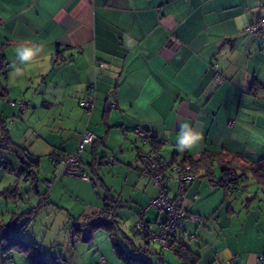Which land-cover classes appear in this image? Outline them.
Segmentation results:
<instances>
[{
	"label": "crops",
	"instance_id": "0c3cea01",
	"mask_svg": "<svg viewBox=\"0 0 264 264\" xmlns=\"http://www.w3.org/2000/svg\"><path fill=\"white\" fill-rule=\"evenodd\" d=\"M261 18L264 0H0V122L11 141L26 149L36 173L19 178L23 165L0 151V161L12 169L0 167V228L15 222L14 229L0 230V236H10L27 223L18 240L41 249L45 261L50 247L60 252L52 259L61 264L126 262L129 256L113 236L140 250L143 241L133 226L131 234L122 228L135 224L141 209L158 194L137 158L138 150L148 146L133 134L137 126L151 127L165 161L216 154L231 160L235 172L247 178L242 183L246 192L233 195L209 183L221 177L217 158L212 161L214 175L194 173L185 191L186 209L217 221L206 232L200 225H182L174 249L178 243L188 245L199 257L196 264H226L233 256L235 264H259L264 206L255 205L264 186L256 184L251 169L264 163V40L243 31ZM21 46L42 51L20 64L16 49ZM14 65L22 76L14 77ZM216 73L223 78L220 84ZM93 84L95 109L87 129L95 141L82 155L88 183L58 176L59 167L49 156L53 150H75L87 121L80 101ZM11 99L24 101V112L8 106ZM16 114L20 118L10 123ZM181 123L202 134L198 147L177 149ZM109 158L116 163L107 164ZM56 176L46 189L43 182ZM67 197L73 198L70 205L64 203ZM107 204L116 207L107 220L112 235L103 230L108 248L101 238L96 243L95 230L102 229H91L98 221L94 214ZM29 209H34L32 219L25 220ZM60 210L67 212L63 227L73 229L71 237L64 235L61 242L59 229L53 243L30 244L28 235L55 223ZM158 217L154 209L144 215L147 222ZM7 244L0 237V264H33L25 252ZM103 248L109 252L101 263ZM147 249L149 257L165 263L164 251L154 245Z\"/></svg>",
	"mask_w": 264,
	"mask_h": 264
},
{
	"label": "built area",
	"instance_id": "2783aa9c",
	"mask_svg": "<svg viewBox=\"0 0 264 264\" xmlns=\"http://www.w3.org/2000/svg\"><path fill=\"white\" fill-rule=\"evenodd\" d=\"M243 33L251 35H259L264 40V18L250 24L244 28ZM103 64H98V68L103 69ZM223 78L219 73L215 75V82L222 83ZM1 87V86H0ZM10 107H17L19 112H24L26 104L22 100H8ZM80 106L84 110L87 118L84 131L79 135L75 150L71 153L53 150L50 154V161L59 167V174L82 179L90 182L88 174L86 173L82 155L85 148L95 141V136L87 129L91 115L95 109V86L89 85L86 87L84 97L80 101ZM15 118H20L19 114ZM13 120L10 122L12 123ZM232 123V122H231ZM135 137L141 141L142 144L148 146V150H138L137 158L139 161L140 171L146 175L151 183L158 188L157 196L150 200L148 204L141 210L138 219L133 226V232L140 234L143 239L152 245L158 246L162 250H171L172 245L181 230L184 223L203 224V228L208 229L210 222L217 221L213 217H202L189 212L186 209L185 191L188 185L193 181V176L189 174V166L171 165L163 159L159 151L155 149L159 144L156 132L151 127H135L133 129ZM106 163L114 165L116 162L112 158L106 159ZM26 179L33 176V167L25 166ZM56 178L43 182L46 189H50L56 182ZM231 179H235L234 174L231 173ZM175 183V189L170 190V184ZM213 187L216 183L211 184ZM232 194H236L239 189L230 187ZM196 198V196L194 197ZM116 208V207H115ZM148 209H154L160 215L153 223H148L144 220V214ZM34 210V209H33ZM31 211L32 214L34 211ZM115 210V209H114ZM96 214H105L102 209ZM193 237V236H191ZM146 243L141 250L145 251ZM39 251H42L39 249ZM256 260L259 264H264V252L257 256ZM100 262L104 263L105 259L100 258ZM54 264H61L58 259L53 261ZM236 256H233L226 264H235Z\"/></svg>",
	"mask_w": 264,
	"mask_h": 264
},
{
	"label": "trees",
	"instance_id": "16d2710c",
	"mask_svg": "<svg viewBox=\"0 0 264 264\" xmlns=\"http://www.w3.org/2000/svg\"><path fill=\"white\" fill-rule=\"evenodd\" d=\"M149 1H153V0H149ZM97 67H98V65H97ZM15 116H17V114ZM142 145L144 146V144H142ZM158 147L159 146L155 147V149L157 151H159ZM0 151L13 154L16 157V159L23 165V170H20L19 174H18L19 178L21 176L25 175V173H26L25 166L26 165L31 166V167H33L35 165V163H33L32 161H29V158L27 155L28 153H27L26 149L11 141L9 134H8V131L6 129V126H5V124H3V122L2 123L0 122ZM215 159L217 160L216 162H218L221 177L218 180H212L209 183L210 184L216 183V185H215L216 187L223 188L226 192H228V194H232V192L230 191L231 186L239 189V191L236 193L237 195L243 194L244 192H246V187H242L243 186L242 183L247 180L245 175L244 174L239 175L238 173L235 172V168L233 167L234 164H232L231 160L225 161L224 157H220L216 154L201 156L200 158H197V159L186 158V159L180 160L179 162L174 161V162H168V163H170L171 165H178V166H182V167L183 166H189L190 167L189 174H191L193 176V180H194V173H196L197 171H202V173L204 174L205 177H209L211 175H214L213 174L214 168L212 167V161H214ZM0 167L5 168L9 171H12L11 167L4 161H0ZM251 171L253 173V177H254L256 184L264 186V163L258 162V165L255 168H252ZM231 173L234 174L235 179H231ZM35 174L36 173L33 170V176ZM236 194H233V195H236ZM42 197H47V194H44ZM255 197H256V195L254 194L251 199H253ZM114 209H115V205L107 204L105 207H103L105 214H101L100 216H99V214H94L95 217L98 218V221L91 224V229H94L95 227H99L101 229H104V230L111 232L112 231L110 229L111 224L108 223L107 220L112 218L114 211H115ZM28 216L32 219V212H28ZM198 216H200V215H198ZM209 217L216 218V216H213V215L209 216ZM30 218L28 220H30ZM158 218H160V215ZM144 220H145V218H144ZM148 223H153V222H148ZM210 223H209V225H210ZM26 225H27V223L22 225L20 228H18V230L15 231L14 234H12L10 236H7L6 234H2V236H0L2 239H4L6 241V243H8L6 245V248L17 247L19 250H21L22 252H25L32 259L33 264H54L53 261L55 259L51 263H48L47 261L43 260V258L41 256L42 253L39 252V248L35 247L34 245H26L21 240H18V234L25 228ZM195 225L203 226V224H199V223H196ZM14 227H15V222H12V224H10V226H8L7 229H4L3 227H1L0 230L8 231V230L14 229ZM135 234L139 235L142 238L143 245L146 243L145 251H142L141 250L142 247H141L140 248L141 252H143V253L148 252L147 248L149 246H151L152 244H148L140 234H138V233H135ZM111 235H112V232H111ZM177 238H178V235H177V237H176V239L172 245L171 250L174 251V254L177 257L180 264H196L199 257L197 255L196 251H194L193 249L188 247V245H186L184 243H178L176 245V248L174 249V246L178 241ZM3 247L4 246H2V248ZM5 250H7V249H5ZM162 251L163 250L160 249L159 253H162Z\"/></svg>",
	"mask_w": 264,
	"mask_h": 264
},
{
	"label": "rangeland",
	"instance_id": "374dc122",
	"mask_svg": "<svg viewBox=\"0 0 264 264\" xmlns=\"http://www.w3.org/2000/svg\"><path fill=\"white\" fill-rule=\"evenodd\" d=\"M12 100V99H11ZM8 105V104H7ZM9 106V105H8ZM13 118L14 117H12L11 119L13 120ZM87 118L88 117H86V120H87ZM5 157H7V156H5ZM88 177H89V175H88ZM77 179H79V178H77ZM89 179L91 180V177H89ZM80 180V179H79ZM82 180V179H81ZM88 182V181H87ZM88 183H90V182H88ZM248 188H250V187H248ZM20 189H21V192L25 189L23 186H20ZM259 194V199H260V201L259 202H257L256 203V205L255 206H257V205H260V204H262V206H264V200H261L262 199V196H264V192H259L258 193ZM23 201H24V199L23 198H21ZM72 201H73V198H71V197H67L65 200H64V203H66V204H68V205H70L71 203H72ZM20 202V201H19ZM25 204H27V202H25ZM17 206H18V203H17ZM19 208H20V206H19ZM27 208H29V205H27ZM85 209H86V207H85ZM262 209V208H261ZM23 210V209H22ZM40 210V209H39ZM29 211H31V209H29ZM19 212V214H21L22 212L21 211H18ZM21 212V213H20ZM26 212V211H25ZM66 216H67V212L66 211H64V210H60V213L57 215V217L55 218V223H52V222H47V226H48V228H46V229H43V230H39V231H37V233L36 232H34L35 234H31V235H28V237H29V240H30V244H33V243H38V244H42L43 246H45L44 245V243L46 242V243H53L54 241H56V240H58L59 239V229H60V241L62 242V240H63V237H64V235H68V237H71L70 236V233H71V231L73 230L72 228H70V229H64V227H63V225L65 224V222L63 221L64 219H66ZM202 216V215H201ZM210 215H208V216H202V217H205V218H208ZM25 220H27V219H29L30 217L28 216V215H26V216H24L23 217ZM31 219V218H30ZM32 222V221H31ZM82 224V223H81ZM134 223H130V222H128V223H126V226L125 227H121L122 228V230L125 232V233H127V234H131V227L132 226H134L133 225ZM185 225L186 224H188V223H184ZM183 224V225H184ZM29 225V224H28ZM184 225V226H185ZM188 225H190V224H188ZM30 226H32V225H30ZM80 226V225H79ZM124 226V225H123ZM184 226H183V228H184ZM208 227H210V225H208ZM74 228V227H73ZM79 228H77V230H78ZM192 229H194V226L192 225V227H191V230ZM201 230V232L202 231H204V232H206V231H208V229H205V228H203V226H201V228H200ZM98 232H97V231ZM95 230V234L97 235V239H96V243H97V241L101 238V241L103 242V246H105V247H107L108 248V246H109V244L108 243H106L105 242V239H108V237H107V234L105 233V232H103V230L104 229H102V230H100V229H96ZM100 230V231H99ZM104 231H106V230H104ZM194 231V230H193ZM199 231V232H200ZM192 234H193V232H192ZM193 236V235H192ZM114 237V239H115V241L117 242L116 243V245H117V247L119 248V249H122V250H125V253L127 254V256H129V259L125 262V261H123L122 259H118L119 260V264H142V261H146V263H148V264H159V263H157L158 262V260H157V258H153L152 256L151 257H149L146 253H143V252H140L139 250H132V245H128V244H126V243H123V241H122V236H116V235H114L113 236ZM132 237V236H131ZM189 238H190V236H189ZM195 238V237H194ZM133 239V238H132ZM192 239V238H191ZM109 240V239H108ZM133 241V243L135 244V245H137L136 244V242H135V240H132ZM44 242V243H43ZM110 244H111V241H110ZM112 245V244H111ZM154 246H156V245H154ZM97 247V246H96ZM96 247H95V249L94 250H91V254H90V256H92V254L94 253V252H96L97 251V249H96ZM157 247V249H159V247L158 246H156ZM78 248V247H77ZM46 249H47V253L45 254V259L48 261V263H51L52 262V258H53V256H59L58 254H60V252L56 249V248H47L46 247ZM137 249H138V247H137ZM164 251V255H165V257H166V260H164L165 261V263H160V264H177L176 263V260H175V258H174V255H173V252L172 251H170V250H163ZM65 252V251H64ZM101 252H104V253H102V255L104 256L103 258L105 259V258H107L106 257V255L108 254V250H106V249H101ZM114 253V252H113ZM114 255H115V253H114Z\"/></svg>",
	"mask_w": 264,
	"mask_h": 264
},
{
	"label": "clouds",
	"instance_id": "9594fccd",
	"mask_svg": "<svg viewBox=\"0 0 264 264\" xmlns=\"http://www.w3.org/2000/svg\"><path fill=\"white\" fill-rule=\"evenodd\" d=\"M42 49L37 47L21 46L16 49V58L20 64L31 62ZM14 77L22 76L23 72L20 67L14 65ZM8 102V101H7ZM202 140V134L196 131L189 123H181L180 131L176 136V146L181 152L198 147Z\"/></svg>",
	"mask_w": 264,
	"mask_h": 264
}]
</instances>
